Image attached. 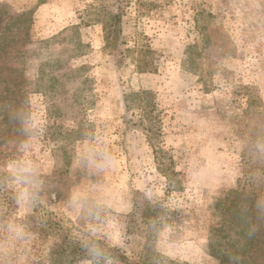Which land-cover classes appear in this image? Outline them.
Segmentation results:
<instances>
[{
    "label": "rangeland",
    "instance_id": "1",
    "mask_svg": "<svg viewBox=\"0 0 264 264\" xmlns=\"http://www.w3.org/2000/svg\"><path fill=\"white\" fill-rule=\"evenodd\" d=\"M239 178L250 246L218 205ZM223 247L264 264V0H0V264H222Z\"/></svg>",
    "mask_w": 264,
    "mask_h": 264
},
{
    "label": "trees",
    "instance_id": "2",
    "mask_svg": "<svg viewBox=\"0 0 264 264\" xmlns=\"http://www.w3.org/2000/svg\"><path fill=\"white\" fill-rule=\"evenodd\" d=\"M104 8H100L99 10L101 11ZM102 12V11H101ZM104 17L106 18L105 20H100L102 25H103V29H104V34H105V39L107 42H110L111 44H116L118 43V40L120 39L121 33H122V26H121V15L120 13H115L113 14L110 11H105V13L103 14ZM137 51H139V53H142L143 55L147 54L150 52V49H143L140 48ZM151 64L148 61L142 62L141 64L138 65V69L141 71H146L148 69H150ZM144 95H146L145 92L143 93H135L133 94L131 97H135L139 99H144ZM126 100V106L128 108L131 107V104L129 103V96H126L125 98ZM144 107H147V105H149V102L147 103H143ZM242 179L239 178L238 180V187L235 189V196L232 199H228L226 198L225 200H221L218 205H221L220 207L228 212L230 210H233L232 214H235L238 216V226H241V229L239 231V239L238 242H241V240L243 238H247V240L245 241L244 244H247V246L251 245L252 241H254L253 238H250V236L246 235V233H249L250 231V217L251 215V211L252 208H254V206L256 205L255 203L257 202L256 200L257 197L256 195H254L251 191H247L246 189V185L245 183H242L241 181ZM257 206V205H256ZM226 223L224 225V227L222 228H226ZM243 232H245L243 234ZM254 233V232H252ZM250 238V239H249ZM249 239V240H248ZM222 252H224L225 255H220V259L222 264L227 262V256H228V250L227 248L223 247L220 249ZM242 252L241 253H245L246 252V248L245 247H241ZM227 254V255H226ZM243 258H239V261H243ZM239 262V264H240ZM226 264V263H225ZM233 264H236L235 262Z\"/></svg>",
    "mask_w": 264,
    "mask_h": 264
}]
</instances>
